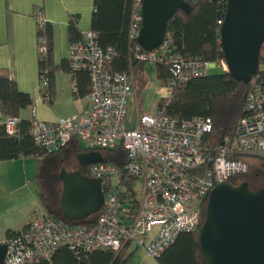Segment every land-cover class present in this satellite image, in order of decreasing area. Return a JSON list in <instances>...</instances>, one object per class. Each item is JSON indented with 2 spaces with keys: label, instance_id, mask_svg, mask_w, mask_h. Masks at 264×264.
<instances>
[{
  "label": "built area",
  "instance_id": "built-area-1",
  "mask_svg": "<svg viewBox=\"0 0 264 264\" xmlns=\"http://www.w3.org/2000/svg\"><path fill=\"white\" fill-rule=\"evenodd\" d=\"M142 4L143 0H133L128 41L132 48L142 51L136 58L147 66L169 64L168 86L204 77L213 67L228 72L224 60L214 64L175 55L166 35L157 48L142 50L137 44ZM34 15L37 31H42L47 22L41 9H35ZM217 42L221 45L220 35ZM37 52L39 58L47 55L42 37L37 38ZM113 57L112 48L102 49L93 31L84 33L81 41L69 43L70 71L85 72L88 76L89 107L75 118L55 123L32 116L31 132L34 143L47 150H61L71 140L94 153L121 147L126 154L124 170L103 161L88 165L86 176L100 179L102 186L108 180L118 183L124 174L139 178L142 190L136 214L125 212L123 201L113 190L104 195L97 223L90 230L63 225L38 209L20 235L5 241L7 253L3 264H38L49 260L61 247L87 252L117 251L127 242H135L137 248L142 247L144 254L156 262L179 235L198 230L199 204L208 198L211 190L246 172V165L235 155L264 156V68L253 76L255 81L245 101V115L233 137L212 155L203 144V138L212 130L209 118L177 121L156 108L153 113L137 110V126H129L127 105L135 91L134 77L111 71ZM39 87L41 92L47 90L45 71L39 73ZM76 90L72 85L71 91ZM16 123L15 118L6 120L9 134L15 132ZM149 233H155L154 238L144 247Z\"/></svg>",
  "mask_w": 264,
  "mask_h": 264
},
{
  "label": "trees",
  "instance_id": "trees-1",
  "mask_svg": "<svg viewBox=\"0 0 264 264\" xmlns=\"http://www.w3.org/2000/svg\"><path fill=\"white\" fill-rule=\"evenodd\" d=\"M184 1L190 5V9L186 12L178 10L167 23L165 35L171 40L172 52L180 57L198 58L219 64L224 58L217 38L225 18L228 0ZM132 3L133 0H93L91 30L96 33L102 49L112 48L114 51L110 70L132 74L134 80L138 82L144 75L147 65L136 58L138 52L142 51L132 48L128 41ZM78 21V16L69 17L67 32L69 43L83 39V34L78 30ZM39 37L43 38L47 47V55L38 58L39 72L45 71L48 78L47 90L41 92L44 101L49 105L52 104V78L57 70L68 71L75 76L77 82V90L73 93L75 98L88 96L90 84L85 72L72 73L67 60L58 65L54 64L52 28L48 23L42 31H37V38ZM150 68L154 70L159 85L168 91L167 97L158 100L156 105L158 110H164L168 117L177 121L193 118H209L212 121L211 132L203 138V144L208 147L212 155L222 143L233 137L240 120L245 115V101L253 87L254 77L249 83L238 82L229 72L220 70L221 72L217 75L208 73L204 77L172 87L167 84L171 77L169 64L163 63ZM263 68L264 42L260 48L257 74ZM32 108V97L21 93L7 71L0 70V162L35 159L37 171L34 182L39 190L38 200L42 210L63 225L85 230L93 229L99 213L82 222H69L63 218L59 206L62 192L61 168L66 170L69 166L70 170H79L86 176L85 167H79L75 157L88 151L76 140L69 141L58 151L38 147L32 138V118L25 119L22 116L24 111ZM9 118L17 119L13 134H9L6 130V120ZM99 153L104 163L124 170L126 154L121 147L100 150ZM234 158L246 165V172L231 177L228 183L233 186H237L240 181L264 183V156L240 153ZM138 184H141L142 190V181L139 178L124 174L114 185L110 180L105 181L102 191L106 195L109 190H114L123 201L125 212L135 215L139 206V200L135 194V187ZM207 200L208 198L199 204L198 230L191 234L179 235L156 260L157 264H207L198 242V232L206 215ZM22 231H8L6 241L20 235ZM128 245L129 242L123 244L117 251L104 249L93 252L61 247L49 260H42L38 264H128L133 255V252H129Z\"/></svg>",
  "mask_w": 264,
  "mask_h": 264
},
{
  "label": "water",
  "instance_id": "water-1",
  "mask_svg": "<svg viewBox=\"0 0 264 264\" xmlns=\"http://www.w3.org/2000/svg\"><path fill=\"white\" fill-rule=\"evenodd\" d=\"M190 5L184 0H143L142 25L137 44L144 51L163 41L167 23L178 10ZM221 49L229 74L249 83L259 68L264 42V0H228L220 29ZM79 167L103 162L100 153L75 157ZM62 192L59 206L69 222H82L99 213L103 206L102 181L79 170H60ZM198 242L207 264H264V187L256 191L248 183L216 185L210 192ZM7 253L0 244V264Z\"/></svg>",
  "mask_w": 264,
  "mask_h": 264
},
{
  "label": "crops",
  "instance_id": "crops-1",
  "mask_svg": "<svg viewBox=\"0 0 264 264\" xmlns=\"http://www.w3.org/2000/svg\"><path fill=\"white\" fill-rule=\"evenodd\" d=\"M37 8L41 9L44 19L52 28V59L54 64L58 65L66 61L68 56L69 17H79L78 30L81 34L92 31L93 0H0V70L7 71L21 93L32 97L33 108L23 112L26 113L25 117L22 115L25 119L34 116L40 121L55 123L81 115L88 109L89 101L88 96L74 97L71 87L76 86V78L70 72L62 70L55 71L52 78V104L44 101L39 87L37 24L34 15ZM147 69L155 74L154 70L147 66L138 81L141 86L147 82ZM134 82L135 85L138 84L137 81ZM13 163L16 162H0V171L8 169L5 165L13 167ZM38 209H42L40 204L12 220L4 216V209H0V244L5 243L8 231H22L31 215ZM131 246L132 243H129L128 249Z\"/></svg>",
  "mask_w": 264,
  "mask_h": 264
},
{
  "label": "rangeland",
  "instance_id": "rangeland-1",
  "mask_svg": "<svg viewBox=\"0 0 264 264\" xmlns=\"http://www.w3.org/2000/svg\"><path fill=\"white\" fill-rule=\"evenodd\" d=\"M220 69L213 67L209 70V75H217ZM147 82L144 86L138 84L132 95L129 97L127 105V123L132 128L137 126V110L145 113H153L156 109V104L160 98L168 96L166 88L161 87L155 77V74L148 69L146 70ZM135 83V82H134ZM135 93V96H134ZM137 94L139 100H137ZM141 103V104H140ZM141 105V106H140ZM26 114V113H25ZM25 114L23 116L25 117ZM13 167L10 165L8 169L0 171V209L5 210L4 216L8 219H16L21 217L27 210L39 205L38 202V187L33 181L36 171L37 162L34 159H20L14 161ZM69 166L66 171L71 172ZM114 185V181L111 182ZM243 182H238L240 185ZM249 189L254 191L264 187L261 181L248 183ZM141 184L135 187V194L138 200L141 198ZM114 191V190H113ZM2 205V206H1ZM155 233H149L146 236L144 247H147ZM129 252L133 255L128 261V264H155V261L149 259L143 252L142 247H138L135 242L132 243Z\"/></svg>",
  "mask_w": 264,
  "mask_h": 264
},
{
  "label": "flooded vegetation",
  "instance_id": "flooded-vegetation-1",
  "mask_svg": "<svg viewBox=\"0 0 264 264\" xmlns=\"http://www.w3.org/2000/svg\"><path fill=\"white\" fill-rule=\"evenodd\" d=\"M76 169H72V170H70V171H75ZM85 170H87V166L85 167Z\"/></svg>",
  "mask_w": 264,
  "mask_h": 264
}]
</instances>
